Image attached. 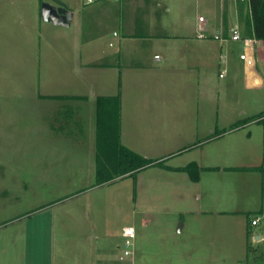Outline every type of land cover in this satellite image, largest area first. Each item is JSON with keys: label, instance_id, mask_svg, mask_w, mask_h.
I'll return each mask as SVG.
<instances>
[{"label": "rangeland", "instance_id": "1", "mask_svg": "<svg viewBox=\"0 0 264 264\" xmlns=\"http://www.w3.org/2000/svg\"><path fill=\"white\" fill-rule=\"evenodd\" d=\"M49 1L56 7H63L56 0ZM62 1L68 2L64 7H75L72 0ZM231 2L237 4L236 0H223V5H219L224 6L226 11ZM163 3H169L167 6L171 9L163 14V30L170 32L176 31L179 26L189 27L199 13L208 17L215 14L202 1L164 0ZM29 7L23 3L0 0V264L2 258L5 264H24L20 253L29 249L21 237L25 230L23 224H26L22 219L38 221L42 218L34 208L54 207L58 201L81 190H85L84 194L76 197L72 206L79 208L81 220L101 223L100 235L110 234L117 260L125 247L123 228L134 226L136 253L144 255L142 260H137L138 264H209L212 260L207 256L210 255H217L215 260L220 258L223 264H238L234 258L238 254L237 228L230 226L227 229V243L213 241L211 244L207 243V228L202 233L204 238L193 235H198L196 222L181 233L178 229L181 221L189 219L192 214L188 210L198 211L201 208L232 210V213H215L213 220L236 219L250 227L255 215H263L262 223L252 228L257 230L264 226V120L260 121L264 118V83L247 84L244 79V63L240 61L244 41H237L233 54L237 69H232L229 75L223 72L224 67L221 71L211 69V90H219L221 99L207 103V172L203 173L201 182L190 179V191H183L185 181L179 179L181 173L167 172L154 166L113 184L94 186L95 159L89 160L86 152L81 154L83 149L73 147L67 131L59 129L53 132L49 143L44 130L51 108L37 105L30 99L31 93L43 91L44 84L41 78L35 81L41 69L35 62L43 58L40 59V52L34 53L32 48L38 34L25 14ZM77 7H83L82 0ZM216 15L219 16L218 9ZM50 27L48 30L58 39L62 37L58 29L66 31L62 27ZM40 29L43 34L44 26ZM164 43L186 42L172 39ZM220 49L224 54L227 52L225 46ZM259 50L257 64L264 76V53ZM32 55L37 56L32 62L34 65L31 63V59H35ZM227 82L228 88L225 89ZM87 111L86 107L84 114L87 115ZM55 118L59 119V115L53 114V120ZM178 133L180 140L190 139L197 133L195 124L180 121ZM201 151L202 148H187L168 160L169 164L186 166L194 158L201 159ZM48 212L42 214L46 223L53 215V211ZM58 217L60 219L61 214L57 211V221ZM16 235L21 239L11 243ZM4 237L8 238V244L3 243ZM230 237H235L233 243ZM184 240L196 249L189 255H183L174 247L175 243ZM44 244L30 250L34 260L58 264L63 257L61 248L64 247L68 264H75V241ZM258 245L253 236H249V247L256 248L253 255L263 252ZM39 246L44 250L39 251ZM249 247L245 264H264V257L255 258ZM219 248L222 252L216 253ZM119 264L127 263L121 261Z\"/></svg>", "mask_w": 264, "mask_h": 264}, {"label": "crops", "instance_id": "2", "mask_svg": "<svg viewBox=\"0 0 264 264\" xmlns=\"http://www.w3.org/2000/svg\"><path fill=\"white\" fill-rule=\"evenodd\" d=\"M6 1L30 5L25 14L31 19L38 34L32 48L34 53L40 52V59L43 58L36 61L37 56L32 55L35 59H31V63L36 61L37 68L41 67L35 81L38 82L40 81L38 78H41L44 84L43 91L31 93L30 99L37 105L43 104L51 108L44 130L49 137L47 140L49 143L53 132L59 129L67 131L70 133V144L83 149L81 154L86 152L89 160L95 159L96 173L97 99L100 96L119 95L122 143L145 157L164 161L172 168L182 167L169 164L168 160L175 158L177 153L187 148L190 150L202 148V158H194L191 162H196L200 167L198 182L203 180V173L207 172V103L221 99L219 90L214 92L211 90L210 74L213 68L221 71L224 67L223 72L227 75L232 69H237L233 55L236 52L237 41L231 38L230 29L239 25L242 35L244 33L238 0L237 4L231 2L226 11L224 6L219 5L220 3L223 5V0H196L208 4L215 14L208 17L199 13L192 23H189V27L179 26L172 32L163 30V14L171 10L167 6L169 3L167 5L163 3L164 0H95L90 4L82 0L81 8L77 7L80 0H72L71 3L75 7H65L73 12L69 27L43 19L41 5L43 2L51 3L49 0ZM56 2L63 7L68 3L62 0ZM217 9L219 16L216 15ZM200 16L207 20L205 39L198 38ZM41 19L44 21L40 24L38 22H41ZM51 24L56 28L66 29V31L58 29L62 36L60 39L48 30ZM43 26L42 34L40 28ZM72 29L74 31H71ZM218 32L222 39H215L214 36ZM72 35L73 38H70ZM172 39L186 43L172 45L164 43ZM249 39L253 40V46L247 48L249 61L241 58L245 52V44L240 53V61L244 63L242 71L244 79L247 84L258 83L257 80L258 84H263L264 76L258 68L257 55L258 49L264 53V40ZM224 46L227 47L225 54L220 49ZM220 76L223 77L221 72ZM228 83L224 85V87L227 85L225 89L228 88ZM223 96L225 97L226 93ZM86 107L87 115L84 114ZM53 114L59 115V119L53 120ZM180 121L195 124L197 133L190 139L180 140L178 133ZM180 145L186 146L179 148ZM160 168L167 172L181 173L178 177L185 181L182 189L190 191L189 180L192 178L187 172ZM84 191L81 190L65 200L58 201L54 207L51 205L34 208L42 217L38 221L32 218L28 221L22 219L26 224H23L25 230L21 237L29 249L28 252L23 250V254L20 253L24 264H47L44 260H34L33 253L30 255V250L37 249L38 245L49 242L64 244L72 241L76 242L75 264L121 262L122 252L117 260L114 243L110 242V234L100 235L101 223L81 220L78 216L79 208L77 205L72 206L76 197L84 194ZM186 199L187 196L183 200ZM46 208H49L50 212L53 211L52 219L47 223L43 220L45 216H42L48 211ZM57 211L61 214V218L58 217L59 221ZM188 213L192 214L189 219L181 221L178 232H183L196 222L195 231L198 235L196 233L193 235L204 238L202 233L207 228L208 244L213 241L227 243L229 237L227 229L230 226L232 229L237 228L238 254H235L234 258L238 264L246 263L249 236H253L254 242L264 249V226L253 230L252 226L257 225L246 226L236 219L213 220L212 216L215 213H232V210L201 208L198 211L188 210ZM7 239L4 237L3 243L8 244ZM19 239L21 238L17 236L10 242L15 243ZM229 239L231 243L235 241V237ZM187 240L174 245L179 252H183V255H189L196 250ZM42 249V246H39V251ZM64 251L62 247L63 257L58 264H68V256ZM221 252L219 248L216 253ZM143 256L136 253L135 264H138L137 260H142ZM208 257L212 260L209 264L211 262L217 264L216 261L223 264L220 258L215 260L217 255ZM2 260V264H5L4 258Z\"/></svg>", "mask_w": 264, "mask_h": 264}, {"label": "trees", "instance_id": "3", "mask_svg": "<svg viewBox=\"0 0 264 264\" xmlns=\"http://www.w3.org/2000/svg\"><path fill=\"white\" fill-rule=\"evenodd\" d=\"M246 4V12L244 13ZM240 20L244 23L245 38L264 40V0H238ZM262 118L260 121H263ZM159 166L187 172L198 181L200 167L196 162L172 168L164 161L145 157L125 146L121 140V99L116 96H100L97 99L96 173L94 186L110 185L123 178L137 175L145 169ZM260 248V247H258ZM253 255L256 248L250 246ZM263 249V248H261ZM255 255V256H254ZM254 257H264L254 253Z\"/></svg>", "mask_w": 264, "mask_h": 264}, {"label": "built area", "instance_id": "4", "mask_svg": "<svg viewBox=\"0 0 264 264\" xmlns=\"http://www.w3.org/2000/svg\"><path fill=\"white\" fill-rule=\"evenodd\" d=\"M95 0H86L87 3H93ZM249 1V0H242ZM207 20L204 16L199 17V25H198V38L205 39L207 37ZM231 38L235 41L242 40L245 44V52L241 55V58L245 61H249V57L247 54V48L253 46V40L249 38H245L242 35L241 28L239 25H235L230 29ZM215 39H222L221 34L218 32L215 36ZM251 60V58H250ZM263 221V215H255L251 221L252 225H259ZM123 237L125 238V247L123 248L122 255L120 257L121 261L127 264H135V243L134 239L136 237V229L134 226H125L123 228Z\"/></svg>", "mask_w": 264, "mask_h": 264}, {"label": "water", "instance_id": "5", "mask_svg": "<svg viewBox=\"0 0 264 264\" xmlns=\"http://www.w3.org/2000/svg\"><path fill=\"white\" fill-rule=\"evenodd\" d=\"M42 16L45 21L69 27L73 18V12L65 7H56L49 2H43ZM257 82L259 83V80Z\"/></svg>", "mask_w": 264, "mask_h": 264}]
</instances>
